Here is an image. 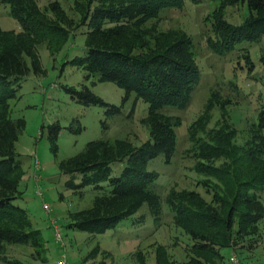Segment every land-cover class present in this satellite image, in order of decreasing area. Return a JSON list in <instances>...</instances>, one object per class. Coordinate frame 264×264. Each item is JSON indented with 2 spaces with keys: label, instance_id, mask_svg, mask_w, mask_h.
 I'll return each instance as SVG.
<instances>
[{
  "label": "trees",
  "instance_id": "obj_1",
  "mask_svg": "<svg viewBox=\"0 0 264 264\" xmlns=\"http://www.w3.org/2000/svg\"><path fill=\"white\" fill-rule=\"evenodd\" d=\"M247 6V17L234 24L224 17V4L238 2ZM18 23V29L5 30L0 23V261L21 264L9 258L8 245H24L43 253L46 239L31 220L24 206L25 191L22 155L16 143L26 129L24 117H13L11 100L18 97L30 74L44 75L39 47L47 44L55 53L72 36L83 34L82 54L67 63L85 70V78L112 82L125 91L121 105L106 101L87 84L81 88L63 85L78 102L100 105L107 115L122 111L133 96L148 105L143 122L150 127V137L139 146L123 150L105 139L89 141L76 155L59 162L67 177L65 186L82 194L90 187L92 206L68 214L67 228L103 234L147 205L155 222L161 224L164 203L173 214V223L189 238L186 259L177 264H228L225 249H253L262 239L264 219V98H262L255 141L240 145L231 124L208 129L210 111L222 104L220 93L211 91L203 115L192 125L207 138L196 140L197 160L193 170L212 199L199 191L172 189L167 197L156 190L160 173L149 170V163L163 155L170 163L177 149L178 117L163 112L166 107L185 109L201 80L194 41L186 32L165 34L147 24L166 9H182L186 0H75L79 17L69 15L58 1L42 8L38 0H2ZM213 15L214 35L208 43L213 52L225 55L245 41L264 39V0H222ZM48 12H51L49 15ZM245 66L254 70L256 62L246 53ZM259 61L264 66V53ZM135 107L131 110L134 113ZM107 128V124L104 122ZM79 129V128H78ZM52 150L58 151L61 126H49ZM222 159L220 166L215 160ZM119 166V169H118ZM212 179L215 183H212ZM62 197L63 194H61ZM146 215L132 219L144 223ZM94 250L87 259L94 257ZM47 261L45 256H41ZM231 257H229L230 260ZM156 264H168L158 252ZM230 264L231 261H230Z\"/></svg>",
  "mask_w": 264,
  "mask_h": 264
},
{
  "label": "rangeland",
  "instance_id": "obj_2",
  "mask_svg": "<svg viewBox=\"0 0 264 264\" xmlns=\"http://www.w3.org/2000/svg\"><path fill=\"white\" fill-rule=\"evenodd\" d=\"M52 1H58L74 18L79 17L75 0H38L43 9ZM222 4V0H186L182 9L163 10L158 18L147 24L148 28L165 34L188 33L194 41L201 69V80L189 105L185 109L171 106L163 109L164 113L181 120L176 129L177 149L171 162L167 163L160 155L148 165L149 170L160 173L156 190L163 199L172 189L196 190L208 200L212 199V195L200 185V180L206 177L193 170L198 155L195 139L207 138V135L192 129L195 120L203 115L211 91L220 93L222 104L212 106L206 128L231 124L236 129L235 141L240 145L255 141L259 134L257 120L264 98V66L259 58L264 53V39L245 41L225 55L213 52L208 38L214 35L213 15ZM247 11V6L240 1L235 5L224 4L223 9L225 19L234 24H241L247 17ZM0 23L5 30L18 29L10 7L2 0ZM84 44L85 36L78 34L55 53L48 49L47 44L41 45L39 53L46 74H30L24 80L18 97L11 100L12 116L24 117L27 122L25 131L16 143L25 172L21 183L26 196L23 205L29 208L34 226L43 232L46 245L41 256H45L47 261H43L40 255L35 257V249L24 245H8L9 258L19 260L21 264H60L63 258H66L67 264H156L159 252L168 264L180 263L186 259L189 238L174 225L173 214L165 203L160 225L155 222L148 206L144 205L135 216L103 234L66 226L70 211L92 206L94 193L90 187L84 188L82 194L68 189L65 186L67 177L61 172L59 162L76 155L89 141L96 139L108 140L127 151L149 139L151 130L143 122L148 115V105L143 101L136 102L133 96L120 113L107 115L104 107L82 104L64 89L63 85L81 88L87 84L106 101L122 104L125 95L122 88L112 82L93 85L95 78L87 80L83 68L67 63L74 56L84 53ZM246 51L256 62L254 70L240 67L245 64L242 56ZM133 106L135 111L131 113ZM54 123L61 126L56 154L49 139V126ZM222 163V159L214 161L217 166ZM215 182L212 179V183ZM38 189L44 193V198L37 194ZM44 202L50 204L51 211L44 209ZM141 214L146 215L145 222L133 223L132 219ZM54 222L59 224L64 235L62 244L56 242ZM261 228L262 239L252 250H224L228 264L231 256H236L239 264H264V219ZM94 250L97 251L94 257L87 259ZM0 264L7 263L0 261Z\"/></svg>",
  "mask_w": 264,
  "mask_h": 264
},
{
  "label": "built area",
  "instance_id": "obj_3",
  "mask_svg": "<svg viewBox=\"0 0 264 264\" xmlns=\"http://www.w3.org/2000/svg\"><path fill=\"white\" fill-rule=\"evenodd\" d=\"M37 194L39 196H41L42 198H44V193L40 189L37 190ZM43 206H44V209H46L48 212L52 210L50 204H48L47 202H44ZM53 228H54V231H55L54 232V236H55L56 242L59 243V244H62L63 243V239H64V235L61 232V228L59 227V224H57V222L56 223L54 222ZM230 261H231L232 264H239V261L236 258V256H231ZM60 264H67L66 258L61 259L60 260Z\"/></svg>",
  "mask_w": 264,
  "mask_h": 264
}]
</instances>
